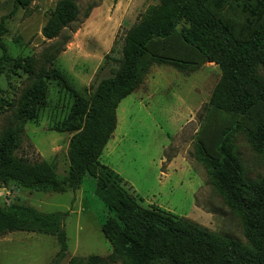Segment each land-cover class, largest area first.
I'll return each mask as SVG.
<instances>
[{
    "label": "rangeland",
    "instance_id": "rangeland-1",
    "mask_svg": "<svg viewBox=\"0 0 264 264\" xmlns=\"http://www.w3.org/2000/svg\"><path fill=\"white\" fill-rule=\"evenodd\" d=\"M57 1L32 0L26 7H16L15 0H0V31L2 20L5 28L0 32L1 39L14 57H31L36 66L31 76L20 74L10 81L0 77V98L8 100L0 103V136L15 122L22 95L40 74L53 67L59 68L76 89L89 95L118 67L126 30L148 6L159 2L75 0L79 6L77 19L57 37L47 38L42 28ZM245 1L228 0L223 15L238 23L247 22L250 16L243 10ZM174 49L170 50L172 56L183 58L178 55L181 47ZM189 63L187 67L173 63L150 66L144 81L119 103L117 126L99 166L119 174L122 179L113 181L130 191L144 207L162 208L248 243L241 220L216 191L207 167L197 158L196 144L219 156L223 129L231 128L250 174L264 177V156L255 152L243 130L254 127L264 116L231 115L210 106L221 69L214 62ZM260 72L264 75V67ZM72 104L71 93L58 80L50 79L45 103L39 107L37 117L26 122L16 154L31 161L47 160L59 173L67 174L72 133L54 128L67 117ZM0 199L6 203L20 201L43 212L65 213L62 228L67 251L62 264H68L74 256L108 257L113 251L102 224L114 213L99 191L97 177L87 174L76 190L65 192L13 190L0 185ZM59 251L55 235L26 231L0 235V264H53Z\"/></svg>",
    "mask_w": 264,
    "mask_h": 264
},
{
    "label": "trees",
    "instance_id": "trees-1",
    "mask_svg": "<svg viewBox=\"0 0 264 264\" xmlns=\"http://www.w3.org/2000/svg\"><path fill=\"white\" fill-rule=\"evenodd\" d=\"M31 1L15 0L16 7H26ZM227 1L159 0L126 30L118 67L102 78L89 95L71 85L57 67L40 74L22 95L15 122L0 136V185L13 190L65 192L76 190L90 174L98 178L99 191L114 213L102 224L112 253L108 257L74 256L68 264H264V177L250 174L230 134L231 128L223 129L219 156L201 143L196 144V156L207 167L216 191L241 220L248 243L162 208L144 207L130 191L113 181L122 179L119 174L99 166L117 126L119 103L144 81L154 63L187 67L189 61L214 62L221 76L212 90L210 106L231 115L264 116V75L260 72L264 67V0L256 4H250L252 0L244 2L243 10L250 17L243 23L223 15ZM78 15L75 0H58L42 28L43 35L57 37ZM4 30L2 20L0 32ZM178 46V55L183 58L170 52ZM0 47V77L10 81L16 75L35 74L33 58L14 57L1 37ZM50 79L58 80L73 96L70 112L54 128L72 133L67 174L59 173L47 160L31 161L16 154L26 122L35 119L45 103ZM7 101L0 98V103ZM243 130L255 152L264 156V118ZM64 215L0 199V235L13 231L55 235L60 251L53 264H62L67 251Z\"/></svg>",
    "mask_w": 264,
    "mask_h": 264
}]
</instances>
